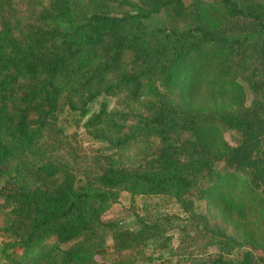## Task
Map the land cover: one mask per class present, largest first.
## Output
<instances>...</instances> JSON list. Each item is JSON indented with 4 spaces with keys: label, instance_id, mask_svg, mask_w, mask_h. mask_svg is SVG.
I'll use <instances>...</instances> for the list:
<instances>
[{
    "label": "trees",
    "instance_id": "16d2710c",
    "mask_svg": "<svg viewBox=\"0 0 264 264\" xmlns=\"http://www.w3.org/2000/svg\"><path fill=\"white\" fill-rule=\"evenodd\" d=\"M0 6L18 13L16 0H0ZM125 58L131 66L115 73ZM144 83L154 99L143 112L108 110L104 100L92 111L101 94L125 90L136 100ZM62 107L77 122L87 117L83 126L107 142L98 152V174L80 183L59 165L40 162L39 173L59 179L29 185L17 160L44 148V133ZM228 130L234 144L224 137ZM151 136L159 138L158 146L136 165L115 156ZM2 175L0 227L32 261L102 264L98 251L62 244L112 229L102 214L125 190L170 195L187 216L203 199L219 206L226 221L245 227L235 236L218 223L199 225L220 250L189 264H264V0H36L24 26L17 18L2 21ZM248 215L255 217V235L246 229ZM138 220L137 231L114 234L121 247L156 235L159 217ZM243 242L253 249L229 258ZM9 257L22 264L17 254Z\"/></svg>",
    "mask_w": 264,
    "mask_h": 264
},
{
    "label": "rangeland",
    "instance_id": "374dc122",
    "mask_svg": "<svg viewBox=\"0 0 264 264\" xmlns=\"http://www.w3.org/2000/svg\"><path fill=\"white\" fill-rule=\"evenodd\" d=\"M188 1V0H185ZM36 6V0H16L18 13L14 16L0 6V24L2 21L13 23L19 19L21 26L29 20ZM10 11V10H9ZM165 12L157 15L153 20L160 24ZM20 34L19 28L15 29ZM131 66L128 58H125L115 73L122 72ZM246 88L247 103L251 101L252 94ZM169 96L176 97V92H170ZM154 96L144 87L139 97L132 101L127 97V91L105 96L99 95L92 104V111H97L100 101H106L107 109L123 113L143 112L147 101ZM55 126L44 133L42 143L44 148L36 154H24L19 157L21 177L29 185L54 184L59 176L48 177L39 173L36 166L40 162H52L71 172L80 183L94 180L99 168V150L107 146V142L93 135V129L85 128L83 121H76V116L71 115L66 107H62ZM224 137L230 144H234L233 131L224 132ZM159 144L157 136L138 139L123 148L117 149L115 156L125 165H136L145 156L152 153ZM220 162L217 166H220ZM6 176L0 178V186ZM5 204H0V211H4ZM179 205L176 199L170 195H132L122 190L116 202L110 203L103 212L105 221L113 222L112 229H95L88 237L80 241L62 244L63 247L80 246L91 251H98L96 259L102 264H189L202 263L218 255V245L210 243L209 237L201 229L204 223L209 225L220 224L227 228L229 234L242 236L243 229L238 221L228 222L224 219L221 208L206 200L200 199L194 203V213L189 214ZM141 216L149 222H154L159 217L157 233L148 240L130 241L126 246H120L119 238L114 234L118 229L135 230L140 228L138 217ZM249 228L247 231L255 235L253 228L255 217L248 215ZM1 222V218H0ZM202 224V225H201ZM200 225V227H199ZM244 239H250L247 237ZM14 237L0 227V264H18L9 256L17 254L22 264H58L54 260L39 259L32 261L27 256H20L22 248L11 246ZM52 241V240H51ZM50 241V242H51ZM253 246L243 242L236 247L229 256L238 259L241 253ZM219 249V250H218ZM15 251L12 253V251ZM256 254L261 253L255 250Z\"/></svg>",
    "mask_w": 264,
    "mask_h": 264
}]
</instances>
